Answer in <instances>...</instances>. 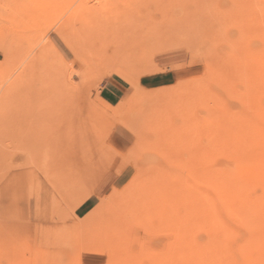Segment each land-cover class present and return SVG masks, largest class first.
Here are the masks:
<instances>
[{
	"label": "rangeland",
	"instance_id": "1",
	"mask_svg": "<svg viewBox=\"0 0 264 264\" xmlns=\"http://www.w3.org/2000/svg\"><path fill=\"white\" fill-rule=\"evenodd\" d=\"M37 1L0 0V264H264V0L242 42L230 0ZM68 17L133 20L136 49L87 54ZM176 52L186 74L160 71Z\"/></svg>",
	"mask_w": 264,
	"mask_h": 264
},
{
	"label": "bare ground",
	"instance_id": "2",
	"mask_svg": "<svg viewBox=\"0 0 264 264\" xmlns=\"http://www.w3.org/2000/svg\"><path fill=\"white\" fill-rule=\"evenodd\" d=\"M49 1V3H51V4H53V3H55V1L54 0H43V1H37L38 3L36 4V5H33L34 7H33V9L34 8H36V6L38 5V4H43L44 2H48ZM249 1L250 0H230L229 1V5H231L233 8H235V10H227L226 12H225V14H227V18H229V19H231V21H233V23H234V26H236V29L239 31V38H240V40H238L239 42H242L243 40H245V38L247 37V33L248 32H246V30H247V28H248V26H250V19H251V17H250V15L254 12V10L255 9H253L252 7V4H250L249 3ZM32 4H34V1H32ZM39 5V6H40ZM50 5V4H49ZM80 9V8H79ZM78 9V10H79ZM87 9V8H86ZM75 10V9H74ZM83 10V9H82ZM30 13H32V12H28L27 13V15L29 16L30 15ZM101 13H103V12H101ZM106 14V13H105ZM222 14V13H221ZM89 16V15H88ZM92 16V15H91ZM109 16H111V15H109ZM27 17V16H26ZM96 17V16H95ZM98 17V16H97ZM30 18V17H29ZM100 18V17H99ZM113 18V17H112ZM90 19H93V21H94V17H92V18H90ZM96 19L97 18H95V21H96ZM101 19V18H100ZM125 19V18H124ZM75 21V20H74ZM74 21H73V18L72 17H68V19L67 20H65L63 23H62V25H61V27L57 30L58 32H62V35H64L63 34V32H66L68 35H69V37H70V39L74 42L73 43V45L74 44H76V46L78 45L79 46V49L80 50H82L83 52H86L87 54L89 53V54H97V53H101L102 52V54L103 55H100L101 56V58H102V56H104L103 58L105 59V58H109L108 59V63H110V61L111 62H113V60H115L116 62H118V63H120L121 64V62H122V59H123V57H124V52H123V50H126L125 48L126 47H128L129 49H136L135 48V43H136V36H137V33H138V30H137V28H136V26L133 24V20H129V22H125L126 24L125 25H122V26H120V24L118 23V26H120V27H118V28H114V23H113V25H112V29H105L104 28V26L102 27V25H99V26H101L100 28H95L94 26V28L93 29H87V28H85L86 30H79V29H76L74 32H71L72 31V26H73V23H74ZM104 21V20H103ZM110 22H112V21H110ZM96 23H97V21H96ZM101 23H104V22H101ZM109 23V22H108ZM124 23V22H123ZM93 25V24H92ZM75 26L76 25H74V28H75ZM77 27V26H76ZM96 27H98V26H96ZM116 27H117V25H116ZM77 28H79V27H77ZM92 28V27H91ZM71 32V33H70ZM45 33V32H44ZM65 36V35H64ZM65 38V37H64ZM68 39V38H67ZM23 40V39H22ZM131 41H132V43H131ZM48 43V42H47ZM125 45H126V47H125ZM77 46V47H78ZM46 47H43L42 48V51L45 49ZM76 48V47H75ZM43 52H45V51H43ZM45 54H46V52H45ZM125 54H126V52H125ZM135 54V53H134ZM77 55V54H76ZM91 56V55H90ZM100 56H99V58H100ZM56 57V56H55ZM127 58H129V57H127ZM111 59V60H110ZM42 60V59H41ZM103 60V59H102ZM104 61H106V60H104ZM115 61L113 62V63H115ZM48 62V61H47ZM100 62H102V61H100ZM32 63H35V62H32ZM55 64V63H54ZM120 64H119V66H120ZM123 65V64H122ZM30 66V65H29ZM51 67V66H50ZM120 67H122V66H120ZM126 67V66H125ZM29 67L27 66L26 67V69H25V71H27V69H28ZM119 69V68H118ZM244 69V68H243ZM69 70V69H68ZM125 70H126V68H125ZM249 70V69H248ZM28 71H29V69H28ZM126 72V71H125ZM38 73V72H37ZM26 75V74H25ZM24 75V76H25ZM56 75H57V77L59 76L58 75V73L56 72ZM248 75V74H247ZM52 77H54V76H51V78ZM60 77V76H59ZM54 79V78H53ZM53 79H51V82H53ZM56 79V78H55ZM59 79V78H58ZM62 79V78H61ZM61 81V80H60ZM59 81V82H60ZM129 81V80H128ZM34 82V81H33ZM47 82V81H46ZM48 82H49V79H48ZM59 82H58V84H59ZM55 83V82H54ZM54 83H52V84H54ZM130 84H131V86L134 88V89H136V83L135 82H132V81H130L129 82ZM16 84V83H15ZM28 84V83H27ZM34 84V83H33ZM45 84V83H44ZM57 84V85H58ZM29 85V84H28ZM60 85V84H59ZM58 85V86H59ZM68 87H70V85H68ZM65 88V87H64ZM142 93L143 92H141V95H142ZM149 94V93H148ZM140 95V94H139ZM148 96V95H147ZM141 97V96H140ZM182 98V97H181ZM173 99H175V98H173ZM187 101V100H186ZM186 101L184 100V99H182L181 100V103L182 104H187L186 103ZM179 102H180V100H179ZM177 105H179L178 104V102H175ZM181 105V104H180ZM174 108V107H173ZM175 109V108H174ZM189 109V108H188ZM196 109V108H195ZM181 110V109H180ZM185 110V109H184ZM176 112V110L174 111V113ZM189 112V111H188ZM183 113V112H182ZM186 114H188V113H186ZM185 114V115H186ZM179 115H182L180 112H179ZM184 115V113H183V117L185 116ZM189 115V114H188ZM192 115V114H191ZM209 115V114H208ZM176 116H178V115H176ZM179 117H181V116H179ZM176 118H178V117H176ZM180 120H181V118H180ZM179 120V121H180ZM183 121H184V118L182 119ZM181 120V121H182ZM191 120H192V118H191ZM175 121V120H174ZM185 123H186V121H184ZM189 122H190V119H189ZM185 123H183L184 124V127L186 126V128H187V131H188V129H190L189 128V124H187L186 123V125H185ZM122 125H125L126 124V121L125 122H122L121 123ZM177 124V123H176ZM182 124V125H183ZM174 126V125H173ZM181 126V125H180ZM171 127V126H170ZM191 127V126H190ZM169 129V128H168ZM176 129H177V127H176ZM180 130H176V131H183L184 130V128H182L181 129V127L179 128ZM191 130V129H190ZM191 133H193V132H191ZM191 133H189V135H191V136H193ZM133 134L135 135V136H137V138L140 140V132L135 128V130H133ZM181 134H182V132H181ZM194 134H196V133H194ZM159 135V134H158ZM179 135V134H178ZM181 136V135H180ZM186 136V135H185ZM187 136H188V134H187ZM189 137V136H188ZM165 138H167L166 136H165ZM195 138V137H194ZM194 138H191V137H189V139H194ZM187 139L185 138V141H186ZM168 141V140H167ZM184 141V142H185ZM192 142V141H191ZM191 142L189 141V143L191 144ZM180 144V143H179ZM187 144V143H186ZM183 145V144H182ZM188 146V145H187ZM245 159V158H244ZM260 169V168H259ZM165 174H167L168 175V173H166L165 172ZM165 174H163V175H160L159 174V176H158V178L161 180L162 179V177L165 175ZM169 177H171V176H169ZM176 178L177 177H171L170 179L171 180H176ZM171 180H167V182L168 181H171ZM220 180V179H219ZM238 184V183H237ZM246 185V184H245ZM172 187V186H171ZM179 188V187H178ZM177 188V189H178ZM170 188H168V191L170 192V190H169ZM173 189V188H172ZM259 189V188H258ZM185 190V189H184ZM142 191V190H141ZM181 190H179V192H180ZM183 191V190H182ZM187 191V190H186ZM167 192V191H166ZM184 192V191H183ZM141 193V192H140ZM178 193V192H177ZM187 193H189V192H187ZM75 194V193H74ZM166 194V193H165ZM170 194V193H169ZM190 194V193H189ZM181 195V197H182V195H183V193L182 194H180ZM185 195V194H184ZM188 195V194H187ZM169 196V198L171 199V197H170V195H168ZM168 196L166 197V198H168ZM188 196H190V195H188ZM238 196V195H237ZM175 197H176V195H175ZM189 198H191V196L189 197ZM185 199V198H184ZM183 199V200H184ZM192 199H193V197H192ZM165 200V199H164ZM167 200V199H166ZM182 200V201H183ZM186 200H189L188 198L186 199ZM185 200V202H184V204L186 203V207H187V209L188 208H194L193 206L191 207L190 205V202H192L191 200H189L188 202ZM72 201V200H71ZM163 201V200H162ZM170 201V200H169ZM181 200H180V202H182ZM171 202V201H170ZM142 203H145L144 201H142L141 203H139L138 202V204H142ZM161 203V200L159 201V203L158 204H160ZM174 203V202H173ZM240 203V202H239ZM138 204H136V205H138ZM151 204V203H150ZM164 201H163V203L162 204H160V206H159V208L161 207H163L162 209H165V210H167L165 207H164ZM170 204H172V203H170ZM179 204V203H178ZM187 204H189V205H187ZM149 205V204H148ZM152 205H153V203H152ZM156 205H157V203H156ZM162 205V206H161ZM166 205V204H165ZM175 205L177 206V204H176V201H175ZM143 205H141V207H142ZM151 206V205H150ZM150 206H148L147 207V204H146V207H144V210L145 209H147L148 210V208H151ZM154 206V205H153ZM200 206V205H199ZM139 207V206H138ZM140 207V208H141ZM174 207V206H173ZM159 208H157V209H159ZM160 208V209H161ZM177 208H179V207H177ZM157 209H155V211L157 210ZM158 210L159 211V213H160V211H163V210ZM186 209V208H185ZM140 210V209H139ZM138 210V212H140L141 213V211H143V208H142V210H140L139 211ZM151 210H153V213L155 214V212H154V208L153 209H151ZM151 210L149 211V212H151ZM146 211V210H145ZM158 211H157V213H158ZM187 211V210H186ZM196 211H197V209H196ZM148 212V211H147ZM188 213L189 212H191L192 213V211H187ZM190 213V214H191ZM143 214H144V212H143ZM146 214H148V213H146ZM172 215V214H171ZM194 215V214H193ZM200 215H202V214H200ZM183 217H184V215H182ZM203 216V215H202ZM200 217V218H202V220H203V217ZM149 217V216H148ZM177 217V216H176ZM191 217H192V214H191V216H189V218H190V221H192V220H194L193 219V217H192V220H191ZM185 218H187V216L185 217ZM189 218H187V220H189ZM199 218V219H200ZM196 220V221H199V222H201L200 220ZM187 220L185 219V221L187 222ZM189 223H191V222H189ZM185 224V223H184ZM186 225V224H185ZM200 225V224H199ZM199 225H196V226H199ZM193 226V225H192ZM139 228V227H138ZM137 228V229H138ZM136 229V228H135ZM182 229V228H181ZM199 229V228H198ZM146 232V231H145ZM190 232H192L193 233V230H191ZM133 233H134V231H133ZM149 233V232H148ZM214 233V232H213ZM136 234H137V232H136ZM176 234V233H175ZM258 234V233H257ZM138 236V235H137ZM147 236V235H146ZM176 238H177V236L176 235H174ZM123 237H124V235H123ZM132 237V236H131ZM141 237H142V234H141ZM140 237V238H141ZM186 237V236H185ZM188 237V236H187ZM133 238H135V237H133ZM132 238V239H133ZM139 238V237H138ZM145 238V237H144ZM163 238V237H162ZM174 238V237H173ZM193 238V237H192ZM217 238V237H216ZM143 239V238H142ZM150 239H152L151 241H153L155 238L154 237H151ZM159 239V238H158ZM164 239H166V238H164ZM189 239H190V237H189ZM134 240V239H133ZM155 240H157V239H155ZM154 240V241H155ZM185 240V239H184ZM191 240V239H190ZM240 240V239H239ZM244 240V239H243ZM144 241H146V240H143V242ZM148 241V240H147ZM150 241V242H151ZM242 241V240H241ZM131 242H133V241H131ZM166 242V241H165ZM180 242H181V240H180ZM186 242H188V240H186ZM185 242V243H186ZM206 242V241H205ZM233 242V241H232ZM135 243V242H134ZM146 243V242H145ZM169 243H170V240H169ZM195 243H198L197 241L195 242ZM235 243V242H234ZM237 243H239V242H237ZM159 244V243H158ZM163 244H165V243H163ZM166 244H167V242H166ZM165 244V245H166ZM181 244H183V242L181 243ZM134 245V244H133ZM138 245V244H137ZM148 245V244H147ZM153 245V244H152ZM151 244H150V246H152ZM157 244H155L154 246H156ZM202 245H204L203 243H202ZM124 246V245H123ZM154 246H152V247H154ZM158 246V245H157ZM157 246H156V248H157ZM160 246V245H159ZM186 246H187V243H186ZM193 246V248H194V245H192ZM161 247V246H160ZM178 247V246H177ZM191 247V246H190ZM197 247V246H196ZM204 247V246H203ZM240 247V246H239ZM156 248H154V249H156ZM192 248V247H191ZM192 248V249H193ZM202 247H200V249H201ZM134 249H135V247H134ZM139 249V247L137 248V250ZM238 249V248H237ZM153 250V249H152ZM159 250V249H158ZM174 250V249H173ZM190 250V249H189ZM209 251H210V247H209V249H208ZM208 250H206V251H208ZM214 250V249H213ZM236 250V249H235ZM135 251V250H134ZM133 251V252H134ZM148 251V250H147ZM181 251V250H180ZM183 251V250H182ZM186 251V250H185ZM198 251H201V250H199L198 249ZM130 252H132V251H130ZM132 252V253H133ZM136 252V251H135ZM257 252V251H256ZM137 253V252H136ZM199 253H201V252H199ZM209 253V252H208ZM213 253V252H212ZM197 254V253H196ZM141 255V254H140ZM217 255V254H216ZM202 256V255H201ZM207 256V255H206ZM131 257V256H130ZM132 259V258H131ZM122 261V260H121ZM149 261V260H148ZM190 261V260H189ZM198 261V260H197ZM197 261H195V262H197ZM200 262H202L201 260H200ZM237 262V261H236ZM203 263V262H202ZM150 264V263H149ZM182 264V263H181ZM198 264V263H197Z\"/></svg>",
	"mask_w": 264,
	"mask_h": 264
},
{
	"label": "crops",
	"instance_id": "3",
	"mask_svg": "<svg viewBox=\"0 0 264 264\" xmlns=\"http://www.w3.org/2000/svg\"><path fill=\"white\" fill-rule=\"evenodd\" d=\"M128 92L126 84L118 78H110L100 91V97L109 105H117Z\"/></svg>",
	"mask_w": 264,
	"mask_h": 264
},
{
	"label": "snow or ice",
	"instance_id": "4",
	"mask_svg": "<svg viewBox=\"0 0 264 264\" xmlns=\"http://www.w3.org/2000/svg\"><path fill=\"white\" fill-rule=\"evenodd\" d=\"M185 57L183 56L182 53L176 52L172 54V56L163 64L162 68L159 69L160 71L163 72H172L176 75H185L186 74V68L187 65L184 63ZM175 65V67H173ZM121 161V157L117 155L116 157V164H119ZM119 169L114 166L113 168V178H118L119 177ZM91 264H102V261H95L91 262Z\"/></svg>",
	"mask_w": 264,
	"mask_h": 264
}]
</instances>
